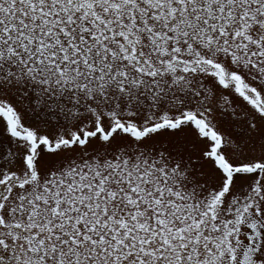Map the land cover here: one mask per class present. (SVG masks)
Returning <instances> with one entry per match:
<instances>
[{"label": "snow or ice", "instance_id": "6c2138e0", "mask_svg": "<svg viewBox=\"0 0 264 264\" xmlns=\"http://www.w3.org/2000/svg\"><path fill=\"white\" fill-rule=\"evenodd\" d=\"M0 264H264V0H0Z\"/></svg>", "mask_w": 264, "mask_h": 264}]
</instances>
